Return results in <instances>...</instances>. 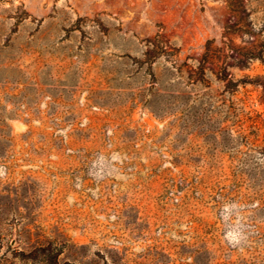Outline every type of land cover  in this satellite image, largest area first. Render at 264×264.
Returning a JSON list of instances; mask_svg holds the SVG:
<instances>
[{"label": "rangeland", "instance_id": "rangeland-1", "mask_svg": "<svg viewBox=\"0 0 264 264\" xmlns=\"http://www.w3.org/2000/svg\"><path fill=\"white\" fill-rule=\"evenodd\" d=\"M0 264H264V0H0Z\"/></svg>", "mask_w": 264, "mask_h": 264}]
</instances>
